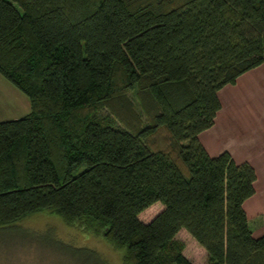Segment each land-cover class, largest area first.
Returning <instances> with one entry per match:
<instances>
[{"label":"trees","instance_id":"obj_1","mask_svg":"<svg viewBox=\"0 0 264 264\" xmlns=\"http://www.w3.org/2000/svg\"><path fill=\"white\" fill-rule=\"evenodd\" d=\"M263 64L264 0H0V75L30 105L0 121V228L47 212L123 264H192L183 229L206 264H264L256 170L199 140L219 91Z\"/></svg>","mask_w":264,"mask_h":264},{"label":"rangeland","instance_id":"obj_2","mask_svg":"<svg viewBox=\"0 0 264 264\" xmlns=\"http://www.w3.org/2000/svg\"><path fill=\"white\" fill-rule=\"evenodd\" d=\"M222 109L212 131L201 133L200 142L211 156L224 147L236 163L249 162L256 170L255 194L244 203L252 235L264 234V64L218 93ZM10 107H0V121L16 120L30 112L27 97L14 87ZM207 146V147H206ZM155 203L139 215L147 223L162 211ZM64 245L96 250L108 264H123L121 252L99 237H85L47 212L29 216L21 222L0 228V264H80L54 246L53 236ZM184 245L183 254L192 264H206L207 255L185 231L176 235ZM64 248V247H63ZM65 251V249H63Z\"/></svg>","mask_w":264,"mask_h":264},{"label":"crops","instance_id":"obj_3","mask_svg":"<svg viewBox=\"0 0 264 264\" xmlns=\"http://www.w3.org/2000/svg\"><path fill=\"white\" fill-rule=\"evenodd\" d=\"M262 66V65H261ZM256 70L257 69H259V67L258 68H255ZM255 69H253V70H255ZM252 70H250V71H248V72H246L245 74H243L242 76H240L239 78H238V80H237V82L240 80V79H242V77L244 76H246V75H248V73L249 72H251ZM237 82H236V84L235 85H237ZM232 86H234V85H232ZM13 89H14V87L10 84V83H8L1 75H0V107H2V108H4V107H10L11 105H10V103H12V99H10V101L8 102V100H7V98H8V95H10V98H11V96L13 95ZM221 91V90H220ZM219 97V96H218ZM221 102V101H220ZM221 109H222V104H221ZM221 109H220V111H221ZM219 111V112H220ZM218 112V113H219ZM218 113H217V115H216V118H215V122H214V125L210 128V129H208V131L210 132V131H212L213 130V128H214V126L216 125V122H218V119H219V117H218ZM218 118V119H217ZM207 130H206V132H208ZM203 133V132H202ZM204 133H205V131H204ZM201 135V134H200ZM200 135H199V138H200ZM200 140V139H199ZM207 147V146H206ZM205 149H207V148H205ZM224 149H226V148H224V147H221L218 151H217V154L216 155H219L220 153H222V152H224V151H226V150H224ZM207 151V150H206ZM208 152V151H207ZM228 152V151H227ZM210 156H211V153H208ZM231 154V153H230ZM216 155H214V156H216ZM232 156V155H231ZM233 158V157H232ZM247 162V161H246ZM249 163V162H248ZM255 169V168H254Z\"/></svg>","mask_w":264,"mask_h":264}]
</instances>
